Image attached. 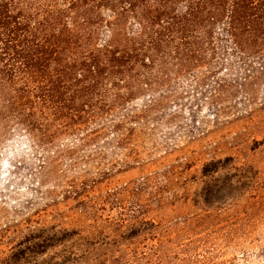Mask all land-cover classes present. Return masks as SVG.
Masks as SVG:
<instances>
[{
	"label": "trees",
	"instance_id": "obj_1",
	"mask_svg": "<svg viewBox=\"0 0 264 264\" xmlns=\"http://www.w3.org/2000/svg\"><path fill=\"white\" fill-rule=\"evenodd\" d=\"M262 85L264 0H0V166L21 149L13 165L31 160L37 196L65 207L1 228L8 259L24 243L26 264H238L210 215H172L150 174L99 189L113 173L96 162L116 149L120 170L159 169L142 155L147 119L185 101L191 115L235 114L239 94L250 115Z\"/></svg>",
	"mask_w": 264,
	"mask_h": 264
},
{
	"label": "rangeland",
	"instance_id": "obj_2",
	"mask_svg": "<svg viewBox=\"0 0 264 264\" xmlns=\"http://www.w3.org/2000/svg\"><path fill=\"white\" fill-rule=\"evenodd\" d=\"M257 95V100L249 105L254 109L250 115H237L248 107L244 96L239 94L226 103L238 111L235 114L211 115L208 105L201 104L196 114L191 115L185 101L180 108L173 107L180 109L178 115L152 116L142 129V155L147 158L154 153L156 158L162 157L158 162L164 166L159 169L152 166L144 173L139 169L120 170L124 151L110 149L96 163L113 174L99 182L98 188L114 191L150 174L153 185L161 184L170 190L172 204L168 211L172 215H210L208 226L222 238L227 257L238 264H264V146L248 149L243 144L248 137H264V85L258 88ZM21 152L16 149L12 155L21 160L18 157ZM14 156L0 166V230L37 211L50 218L65 209L62 204L49 205L50 198L37 196L34 182L27 174L34 163L26 160L13 165ZM84 168L82 164L79 170ZM46 188L53 186L48 183L44 185ZM207 195L216 201L211 206L203 203ZM108 209L116 214L114 206ZM24 247V243L16 246L18 264H26L29 259ZM6 248L10 250L9 246L0 245V264H13L8 259L11 252Z\"/></svg>",
	"mask_w": 264,
	"mask_h": 264
}]
</instances>
